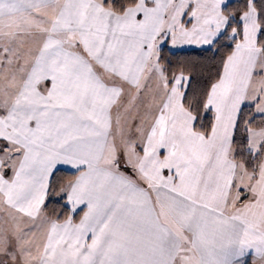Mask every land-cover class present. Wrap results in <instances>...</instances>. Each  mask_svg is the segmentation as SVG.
Segmentation results:
<instances>
[{
  "label": "snow or ice",
  "instance_id": "6c2138e0",
  "mask_svg": "<svg viewBox=\"0 0 264 264\" xmlns=\"http://www.w3.org/2000/svg\"><path fill=\"white\" fill-rule=\"evenodd\" d=\"M0 264H264V0H0Z\"/></svg>",
  "mask_w": 264,
  "mask_h": 264
}]
</instances>
